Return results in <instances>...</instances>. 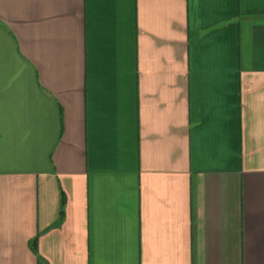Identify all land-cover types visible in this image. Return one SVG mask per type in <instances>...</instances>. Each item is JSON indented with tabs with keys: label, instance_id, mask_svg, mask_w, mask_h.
<instances>
[{
	"label": "crops",
	"instance_id": "0c3cea01",
	"mask_svg": "<svg viewBox=\"0 0 264 264\" xmlns=\"http://www.w3.org/2000/svg\"><path fill=\"white\" fill-rule=\"evenodd\" d=\"M0 264H264V0H0Z\"/></svg>",
	"mask_w": 264,
	"mask_h": 264
},
{
	"label": "trees",
	"instance_id": "16d2710c",
	"mask_svg": "<svg viewBox=\"0 0 264 264\" xmlns=\"http://www.w3.org/2000/svg\"><path fill=\"white\" fill-rule=\"evenodd\" d=\"M35 244H36V238H34L33 241L31 242L33 248H35Z\"/></svg>",
	"mask_w": 264,
	"mask_h": 264
}]
</instances>
